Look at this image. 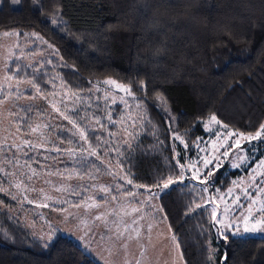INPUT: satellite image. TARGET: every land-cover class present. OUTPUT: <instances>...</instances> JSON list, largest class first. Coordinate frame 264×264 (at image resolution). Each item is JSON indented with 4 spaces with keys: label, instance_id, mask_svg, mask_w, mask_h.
Listing matches in <instances>:
<instances>
[{
    "label": "rangeland",
    "instance_id": "374dc122",
    "mask_svg": "<svg viewBox=\"0 0 264 264\" xmlns=\"http://www.w3.org/2000/svg\"><path fill=\"white\" fill-rule=\"evenodd\" d=\"M60 65L38 35L0 34L1 212L43 243L61 232L98 264H184L159 203L162 192L179 186L192 196L190 215L207 219L216 242L224 234L264 238V232L245 233L238 219L251 213V227L264 215V134L247 139L264 122L255 132L241 133L211 119L204 125L206 137L191 145L173 136L168 143L175 172L160 184L140 185L125 174L121 160L133 145L147 147L150 156L162 145L145 108L105 81L69 91ZM41 74L46 90L31 78ZM158 105L168 113L161 99ZM25 141L35 147H24ZM234 170L240 174L219 181V171ZM169 178L173 182L165 188ZM220 250L209 241L210 264L223 262Z\"/></svg>",
    "mask_w": 264,
    "mask_h": 264
},
{
    "label": "trees",
    "instance_id": "16d2710c",
    "mask_svg": "<svg viewBox=\"0 0 264 264\" xmlns=\"http://www.w3.org/2000/svg\"><path fill=\"white\" fill-rule=\"evenodd\" d=\"M15 30L53 47L69 91L106 80L131 85L162 143L152 156L137 145L123 155L137 184L157 185L175 172L174 135L186 145L200 141L213 116L241 133L264 122V0H0V34ZM41 76L31 78L46 90ZM191 202L179 186L159 196L184 264H210L209 241L225 254L220 264H264V238L224 234L216 242L207 219L190 215ZM0 264L98 263L61 232L43 243L0 211Z\"/></svg>",
    "mask_w": 264,
    "mask_h": 264
},
{
    "label": "snow or ice",
    "instance_id": "6c2138e0",
    "mask_svg": "<svg viewBox=\"0 0 264 264\" xmlns=\"http://www.w3.org/2000/svg\"><path fill=\"white\" fill-rule=\"evenodd\" d=\"M14 3H18L20 2V0H13ZM7 35V34H6ZM18 35V34H17ZM104 83L106 84H109V85H113L118 91H121L123 93H125L126 96H131L133 97V99H135V92L133 91L131 85H124V84H120L118 83L117 81L115 80H107L105 81ZM141 87H143V85H141ZM140 105V102L137 103V106L139 107ZM213 120H215V116L212 117ZM99 122V121H97ZM73 126L76 127L75 123L73 122ZM38 127L37 128H33L32 131L33 132H36L38 131ZM207 127V126H206ZM262 134H264V125L261 126V130L260 131H257L256 135L255 136H250L248 137L247 139L251 140V139H259L261 138ZM81 137L84 138L85 140H87V137L85 135L84 132H81L80 133ZM231 135V133H230ZM180 137L178 135H174V139H179ZM239 146V141H237V147ZM17 147H20L19 145H17ZM24 147H35V145H32L29 141H25L24 142ZM56 151H60V149H56ZM71 152V150H69ZM90 155H95L94 152H90L89 153ZM227 151L224 153V155H227ZM11 163V161L9 162ZM210 163V161H205V166H207V164ZM261 164H264V161H261ZM16 166V165H14ZM33 175L35 176L36 175V172L35 170H33ZM62 175V174H60ZM183 175V172H181V176ZM212 173L209 172L208 173V176H211ZM194 178H197V177H194ZM29 179L31 180L32 177L30 176ZM128 183H131L132 181L131 180H128L127 181ZM173 182V180L171 178H169V180L167 182L164 183V187L167 188L169 186V184H171ZM202 183L204 182L203 180L201 181ZM17 187H20V185H16ZM62 188H56V191H61ZM102 191L104 192H108V189L107 188H104L102 187ZM40 206V205H38ZM43 206H47V205H43ZM98 206V205H97ZM213 215H215V212L213 213ZM251 216V213H249V216H241L239 217V221H242L243 224H244V228H243V231L245 233H248V232H256V231H260V232H264V215H262L260 218L258 219H255V222L252 224L251 227H249V217ZM96 219H102L101 216H97ZM135 223V221H134ZM220 223H223L222 221H220ZM226 227H231L230 225L226 226ZM236 234H240L239 232V228L236 229ZM120 237H123L124 233H119L118 234ZM137 235H139V233H137ZM173 239H175V237H173ZM126 247V245H123ZM177 247H179V245L177 244ZM137 264H139V262H137Z\"/></svg>",
    "mask_w": 264,
    "mask_h": 264
}]
</instances>
